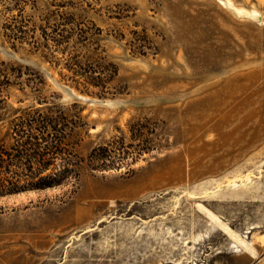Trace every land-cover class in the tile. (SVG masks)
<instances>
[{
    "label": "rangeland",
    "instance_id": "374dc122",
    "mask_svg": "<svg viewBox=\"0 0 264 264\" xmlns=\"http://www.w3.org/2000/svg\"><path fill=\"white\" fill-rule=\"evenodd\" d=\"M0 63L11 118L81 122L76 178L0 196V264H264V0H0Z\"/></svg>",
    "mask_w": 264,
    "mask_h": 264
},
{
    "label": "trees",
    "instance_id": "16d2710c",
    "mask_svg": "<svg viewBox=\"0 0 264 264\" xmlns=\"http://www.w3.org/2000/svg\"><path fill=\"white\" fill-rule=\"evenodd\" d=\"M51 26V33L60 35L61 38L52 41L46 30H41L44 42L41 46L49 50L51 47L48 41H52V44L61 50V43L68 45L75 35L78 39L83 37L85 40L84 35L90 30V27L78 21L74 14H70L64 23ZM96 29L99 30L97 27ZM101 69L105 76L95 77L94 83L89 81V77L81 76L71 79V84L81 91L88 84L105 87L109 76L114 74L116 69L114 65L109 64L101 66ZM27 71L30 73L29 69ZM12 72V67H0V93L4 86L10 84L8 78ZM13 74L18 79L23 71L16 70ZM35 90L39 93L41 88ZM39 100L40 104L46 102L43 97ZM80 123L77 113L68 112L56 104L19 108V114H14L11 118L5 99L0 97V196L54 187L68 179L76 178L81 159L75 153L70 138ZM89 158L90 161L100 158L96 149Z\"/></svg>",
    "mask_w": 264,
    "mask_h": 264
},
{
    "label": "bare ground",
    "instance_id": "6f19581e",
    "mask_svg": "<svg viewBox=\"0 0 264 264\" xmlns=\"http://www.w3.org/2000/svg\"><path fill=\"white\" fill-rule=\"evenodd\" d=\"M234 8V7H233ZM241 10V9H240ZM243 11V10H242Z\"/></svg>",
    "mask_w": 264,
    "mask_h": 264
}]
</instances>
